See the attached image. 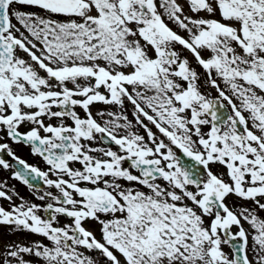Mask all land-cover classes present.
I'll use <instances>...</instances> for the list:
<instances>
[{"label": "snow or ice", "instance_id": "snow-or-ice-1", "mask_svg": "<svg viewBox=\"0 0 264 264\" xmlns=\"http://www.w3.org/2000/svg\"><path fill=\"white\" fill-rule=\"evenodd\" d=\"M185 3L0 0V169L58 190L38 205L0 182V225L50 242H9L0 264H264V217L226 204L264 210V0Z\"/></svg>", "mask_w": 264, "mask_h": 264}, {"label": "flooded vegetation", "instance_id": "flooded-vegetation-1", "mask_svg": "<svg viewBox=\"0 0 264 264\" xmlns=\"http://www.w3.org/2000/svg\"><path fill=\"white\" fill-rule=\"evenodd\" d=\"M181 4L183 5V3H181ZM27 10L36 11V9H27ZM185 13H189V12L185 11ZM13 23H15V21H13ZM179 31H182V30H179ZM184 55L187 56L190 59V62L193 64V66H195V60H194V58L191 57V54L188 53L187 51H185ZM197 71H198L199 75L201 76V81L199 82L201 84V91L202 92L211 93L212 97H217L218 94L215 91V89L211 88V86H207V87L204 86L206 84V81H207V76L203 72V70L200 69V68H197ZM69 86H71V85H69ZM101 91H103V89H101ZM223 103L225 104V106H227V102L226 101H224ZM126 107L129 110L128 111V115H129V118L131 119L132 118L131 117V105L127 104V102H126ZM105 109H107L108 111H118V106H105L103 104H96V105L92 106V111H93L94 114L97 111H99V110H105ZM54 110H56V109H54ZM228 110H229V112L231 111L230 107L228 108ZM77 111L80 113V115L82 117L84 116V113L82 112V110L77 109ZM105 119H107V117H105ZM49 122L53 123V124L58 123V121L55 120V119H53L52 121H48L45 118V123H49ZM66 123H71V121H66ZM146 123H147V121H146ZM149 126L152 127L153 132H157V130L155 129L154 126H152V125H149ZM28 127H30V125L26 124L24 127H22L20 129V131L23 132V131L27 130ZM138 130H139V132L141 134H144V130L142 128H140ZM203 130L206 132L208 129L204 128ZM41 134L43 135V133H41ZM157 134L159 135V133H157ZM161 138H163V137H161ZM0 139H3V134L2 133H0ZM5 142H8L10 144V147L13 148L16 156H18V157L22 158L23 160H25L29 165L36 166L42 171H47L48 170V166L42 160V158L39 157L38 155H33L31 153V150H30L29 147H27V146H25L23 144H13L11 141H5ZM93 146L100 147V146H107V145H104L103 143L93 142ZM110 146L112 147L113 150H117V147L115 145H110ZM5 158L8 159L10 163H14V161H12L10 157H5ZM71 166L74 167V168L81 167L78 163L72 164ZM124 166L127 167L128 165L125 164ZM212 168H213L214 173L218 174V175L223 174L225 172V169L222 166H219V165H213ZM133 173L136 174L135 170H133ZM50 178L55 179L56 177L54 175H50ZM65 178L67 179V177H65ZM224 178L227 180L226 176ZM0 182H6V187L9 189L10 192L14 188L19 193V195L21 197H23L26 201L33 202V203H36L38 205H45L46 203L51 202V201H47V200L46 201H40L37 198L38 195L41 194L42 192L50 190V191L53 192L54 195L58 194V190H56L54 188L48 189L47 186H45L42 182H39V189L38 190L30 189L28 186H25L22 182L14 179L13 176H12V171L11 170L0 169ZM120 183L123 186H129L128 182L120 181ZM82 186H84V185H82ZM87 186L91 187V185H87ZM133 186L141 187L139 185H133ZM16 202L19 203V200H17ZM226 204L233 211L238 212V211L242 210L243 207H248V208L253 209L254 211H256V213L260 217H264V210L256 209L255 205L253 204V202L251 200L245 201L243 199H240V198L236 197L235 195H229V197H227V199H226ZM0 206H4L5 208H8L9 207V203H8V201L0 199ZM41 215L43 216L45 214L41 213ZM58 223L60 225H63L64 223H71V221H70V219H68L66 217H59ZM242 223H243L244 228L246 230L250 231V226L247 223H244L243 221H242ZM87 226H90L92 228L94 227L95 228L94 234L97 235V238H100V233H99V230H98L99 226L97 224H95V222H90ZM232 231L236 232L237 229L235 227H233ZM13 241L21 242V243H24V244H30V243L35 242V241H43L45 244L50 243L49 241H47L46 239H44L43 237H41L39 235H31V234L22 233V232H18L16 234H13L10 231L8 226L0 225V248H3V246L5 244H7L9 242H13ZM249 246H251V238H249ZM222 249H223V251L226 254L231 255V249H230L229 245L223 244L222 245ZM86 254H89V255H91L93 257H97V256L100 255L99 253H96V252H91V253H86ZM250 258H251V252H250ZM26 259H30V257L26 256Z\"/></svg>", "mask_w": 264, "mask_h": 264}, {"label": "rangeland", "instance_id": "rangeland-1", "mask_svg": "<svg viewBox=\"0 0 264 264\" xmlns=\"http://www.w3.org/2000/svg\"><path fill=\"white\" fill-rule=\"evenodd\" d=\"M180 2L183 3L184 8H185V11H188V12H189V10H188V5L185 3V0H180ZM186 14L191 15L190 12H189V13H186ZM170 26H171V27H174V29L177 30V29L175 28L174 25H171V24H170ZM180 33L184 35V32H183V31H180ZM97 257H98V256H97ZM99 264H107V262L104 261V260H100V261H99Z\"/></svg>", "mask_w": 264, "mask_h": 264}, {"label": "bare ground", "instance_id": "bare-ground-1", "mask_svg": "<svg viewBox=\"0 0 264 264\" xmlns=\"http://www.w3.org/2000/svg\"><path fill=\"white\" fill-rule=\"evenodd\" d=\"M93 230V229H92ZM94 231V230H93Z\"/></svg>", "mask_w": 264, "mask_h": 264}]
</instances>
